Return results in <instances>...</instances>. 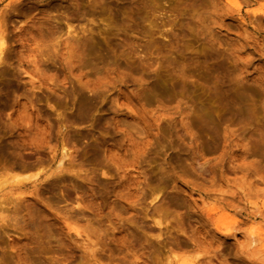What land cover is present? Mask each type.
I'll return each instance as SVG.
<instances>
[{
    "label": "rangeland",
    "instance_id": "1",
    "mask_svg": "<svg viewBox=\"0 0 264 264\" xmlns=\"http://www.w3.org/2000/svg\"><path fill=\"white\" fill-rule=\"evenodd\" d=\"M0 37V264H264V0H0Z\"/></svg>",
    "mask_w": 264,
    "mask_h": 264
},
{
    "label": "bare ground",
    "instance_id": "2",
    "mask_svg": "<svg viewBox=\"0 0 264 264\" xmlns=\"http://www.w3.org/2000/svg\"><path fill=\"white\" fill-rule=\"evenodd\" d=\"M3 46H4V41H3L2 37H0V54L2 52ZM36 175H37V173L35 172L34 174H32V177H35ZM252 237H253V235H251L250 241H251Z\"/></svg>",
    "mask_w": 264,
    "mask_h": 264
}]
</instances>
